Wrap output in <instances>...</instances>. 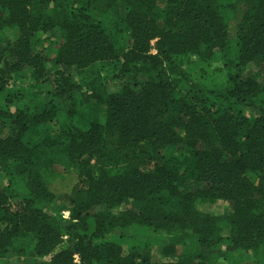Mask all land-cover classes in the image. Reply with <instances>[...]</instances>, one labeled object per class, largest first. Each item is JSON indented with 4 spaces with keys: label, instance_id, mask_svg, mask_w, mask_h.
Wrapping results in <instances>:
<instances>
[{
    "label": "trees",
    "instance_id": "16d2710c",
    "mask_svg": "<svg viewBox=\"0 0 264 264\" xmlns=\"http://www.w3.org/2000/svg\"><path fill=\"white\" fill-rule=\"evenodd\" d=\"M0 264H264V0H0Z\"/></svg>",
    "mask_w": 264,
    "mask_h": 264
},
{
    "label": "rangeland",
    "instance_id": "374dc122",
    "mask_svg": "<svg viewBox=\"0 0 264 264\" xmlns=\"http://www.w3.org/2000/svg\"><path fill=\"white\" fill-rule=\"evenodd\" d=\"M215 209L221 210L222 209V205H220V204L216 205ZM62 213H63L64 216L67 215V211H62ZM152 255H153V257H152L153 259H159L160 258V254L158 252V249H156V248L153 249ZM75 257L77 258V255H75Z\"/></svg>",
    "mask_w": 264,
    "mask_h": 264
}]
</instances>
